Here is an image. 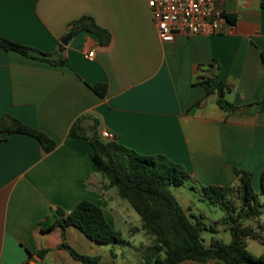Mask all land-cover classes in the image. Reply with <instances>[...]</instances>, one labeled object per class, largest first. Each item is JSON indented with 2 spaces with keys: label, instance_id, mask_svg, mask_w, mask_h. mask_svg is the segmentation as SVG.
Here are the masks:
<instances>
[{
  "label": "crops",
  "instance_id": "1",
  "mask_svg": "<svg viewBox=\"0 0 264 264\" xmlns=\"http://www.w3.org/2000/svg\"><path fill=\"white\" fill-rule=\"evenodd\" d=\"M220 1L232 29L213 35L179 32L164 42L148 0H0V35L68 59V65H54L0 47V118L14 116L57 142L46 151L33 135L0 132V264H83L60 248V226L46 228L58 218L59 207L71 211L84 199L101 205L124 238L142 231L127 221L134 213L108 186L89 141L69 136L86 114L99 119V135L108 130L140 154H163L183 165L190 174L183 185L202 202L209 201L205 185L237 186L236 168L251 170L253 185L261 182L264 110L230 114L196 78L216 73L236 105L264 97V0ZM83 16L107 29L109 41L88 30L73 32ZM90 51L93 58L87 57ZM98 83L108 85L106 96L94 90ZM176 195L191 212L192 201L185 205L183 191ZM123 219L126 226H120ZM224 231L230 230L221 227L206 245ZM66 233L78 251L100 256L99 264L118 256L73 225ZM231 240L232 235L225 242ZM42 249H49L44 257L38 256Z\"/></svg>",
  "mask_w": 264,
  "mask_h": 264
},
{
  "label": "trees",
  "instance_id": "2",
  "mask_svg": "<svg viewBox=\"0 0 264 264\" xmlns=\"http://www.w3.org/2000/svg\"><path fill=\"white\" fill-rule=\"evenodd\" d=\"M88 30L96 33L103 43L110 39L107 29L94 19L83 16L75 21L73 32ZM61 49L64 45L61 44ZM0 47L8 51L41 58L54 65H68V59L62 54L44 53L35 56L28 52L30 46L0 35ZM264 61V49L262 50ZM215 65H210L214 68ZM196 82L204 86L206 95L216 94L218 105L231 113L250 114L264 110V97L260 100L236 105L226 98L229 85L216 73H200ZM94 90L102 97L106 96L108 85L98 83ZM92 120L91 123L88 122ZM100 122L92 114L79 117L72 125L69 136L87 139L93 148L92 158L99 171L106 177L108 186L115 187L121 197L127 199L141 218L140 230L151 238L149 244L142 243V258L145 264H180L184 260L207 262L216 260L218 264H264V252L255 255L248 249V238L264 243V227L257 229L250 221L263 214L260 195H264V172L261 176V192L253 187V172L236 168L239 184L234 187L205 185L203 195L211 203L221 206L225 215L221 223L228 226L232 235L230 242L214 237L211 245H206L203 233L206 230L217 232V225L208 226L202 213H188L172 190L173 186L183 185L190 174L187 169L163 154L144 155L128 148L115 138L105 139L98 134ZM0 132H22L35 136L46 151L53 150L57 142L46 133L22 122L18 118L6 115L0 118ZM58 218L46 228L55 226L62 229L63 241L60 248L67 249L72 256L83 264H99L100 256L84 254L67 240V227L79 228L91 240L102 245H116L126 242L123 232L107 218L98 203L84 199L71 211L57 209ZM49 249H42L38 256L44 257Z\"/></svg>",
  "mask_w": 264,
  "mask_h": 264
},
{
  "label": "built area",
  "instance_id": "3",
  "mask_svg": "<svg viewBox=\"0 0 264 264\" xmlns=\"http://www.w3.org/2000/svg\"><path fill=\"white\" fill-rule=\"evenodd\" d=\"M160 39L164 42L175 40L177 33L190 35H213L234 24L228 23L220 0H148ZM94 51L87 57L93 58ZM105 139L115 138L108 130L101 132Z\"/></svg>",
  "mask_w": 264,
  "mask_h": 264
},
{
  "label": "rangeland",
  "instance_id": "4",
  "mask_svg": "<svg viewBox=\"0 0 264 264\" xmlns=\"http://www.w3.org/2000/svg\"><path fill=\"white\" fill-rule=\"evenodd\" d=\"M91 121L92 120H89L88 122L91 123ZM253 187L257 193L261 192V182H259L258 185L254 184ZM172 190L175 193V195L177 191H183V195L185 198L183 201L184 204L186 205L187 201H192L191 202V208H192L191 212L202 213L205 216L204 220L208 224V226L212 224L213 225L216 224L218 230L221 229V227L228 228V226L221 223V219L225 215L224 214L225 211L223 208H221V206L213 204L209 201L202 202L201 200L198 199L199 197H197L199 196V193H197L195 190L185 185L173 186ZM260 198H261L260 199L261 202H264L263 194L260 195ZM126 203L128 204V206L131 208V210L134 213V218L131 221L127 219V221L133 223V225L140 228L141 218L139 214L135 211V209L132 207V205L127 199H126ZM261 209L263 211V214L261 215V217L254 218L250 221V223L254 225L257 229H261V228H258L260 225L264 227V206H262ZM187 210H188V213H191L189 209ZM120 226H126L124 219L122 220V223L120 224ZM216 233L217 232L206 230L203 233V237L204 239L209 240L208 236L218 235ZM262 233L264 234V230L262 231ZM229 237L231 238L230 231L228 232L224 231L222 234V239L226 241ZM125 239H126V242H123L121 244L102 246V247L113 249V251L116 252L118 256L114 257V259L108 262L103 261L101 264H145L142 258V253H141L142 243L149 244L151 242V238L147 236L145 232L142 230V231L133 233V235L130 237L126 235ZM248 249L255 255H259V253L261 254L262 252H264V243H262L258 239L248 238Z\"/></svg>",
  "mask_w": 264,
  "mask_h": 264
},
{
  "label": "water",
  "instance_id": "5",
  "mask_svg": "<svg viewBox=\"0 0 264 264\" xmlns=\"http://www.w3.org/2000/svg\"><path fill=\"white\" fill-rule=\"evenodd\" d=\"M72 36H73V34H69V35L65 36V37L62 39V43L65 44V45H67V44L69 43L70 39L72 38ZM28 52H29L30 54H32V55H36V56H44V53H43V52H41V51H39V50H37V49H34V48H30V49L28 50Z\"/></svg>",
  "mask_w": 264,
  "mask_h": 264
}]
</instances>
